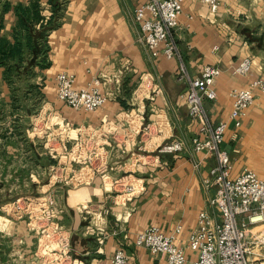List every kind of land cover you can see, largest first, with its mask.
Instances as JSON below:
<instances>
[{
    "label": "crops",
    "instance_id": "1",
    "mask_svg": "<svg viewBox=\"0 0 264 264\" xmlns=\"http://www.w3.org/2000/svg\"><path fill=\"white\" fill-rule=\"evenodd\" d=\"M138 4L139 0H68L61 24L50 32L51 65L39 70L34 82L41 85L45 98L40 116L80 128L77 143L87 139L100 143V154L86 165L56 148L59 155L51 157L66 159L62 177L68 179L60 182L51 175L46 183L61 207L48 223L52 246L42 253L40 248L6 253L0 247L1 257L11 253L16 264H111L114 252L124 248L130 264H167L166 253L136 244V235L150 225L173 233L181 224L177 243L194 259L188 238L198 225L199 212L210 207L214 189L206 188L204 178L216 158L194 149L193 137L199 135L201 124L191 116L185 95L189 77L199 75L206 64L222 69L214 84L217 97L206 99L205 106L213 123H229L223 147L230 153L232 174L248 168L264 178V92L255 91V101L240 126L230 118V91L264 78V0H219L216 12L202 0H184L181 24L175 30L182 56L172 58L152 56L139 40ZM17 19L11 7L1 34L11 37ZM246 57L252 60L251 71L234 72ZM60 71L75 74L78 87L105 75L101 90L113 95L95 111L74 109L57 96ZM3 102L11 103V87L0 66V109ZM5 123L0 118V176L19 180L25 170L19 159L38 157L20 151L22 135L14 132L18 122H8L10 127ZM10 139L18 143L15 150H9ZM172 139H182L185 147L158 155L157 146ZM128 183L134 190L127 188ZM58 226L70 239L69 256L55 250ZM263 229L264 224H258L250 231ZM20 237V242H30L24 234ZM263 255L264 246H256L251 258Z\"/></svg>",
    "mask_w": 264,
    "mask_h": 264
},
{
    "label": "built area",
    "instance_id": "2",
    "mask_svg": "<svg viewBox=\"0 0 264 264\" xmlns=\"http://www.w3.org/2000/svg\"><path fill=\"white\" fill-rule=\"evenodd\" d=\"M202 1L209 4L212 12L219 8V0ZM183 11L184 0H139L135 9V18L140 25L139 40L152 56H182L175 30L180 27ZM251 67L252 60L246 57L235 67L234 72L246 75ZM181 72L183 75L188 73L184 63ZM221 72L222 69L217 65H204L199 75L189 77V89L185 95L191 116L201 124L199 135L193 137L194 149L211 153L216 158V164L204 178L206 188L214 189L210 207L199 212L198 225L188 238V247L196 257L190 260L185 247L177 243L181 224L173 233H166L158 225H150L138 232L135 238L136 244L146 246L152 252L166 253L167 264H264V255L251 258L254 247L264 246V229L256 234L250 231L252 226L264 224V178L248 168L237 175L232 174L230 153L223 147L229 123L224 120L213 123L205 106L206 99L214 100L217 97L214 84ZM104 78L105 75L95 77L86 86L78 87L75 74L60 71L56 76L57 96L74 109L95 111L113 95L101 90ZM256 90L264 92L263 77L253 79L248 87L230 91L233 100L230 118L236 126L243 123L248 108L255 101ZM104 137L107 140L108 136ZM62 144H66L64 138ZM74 147L80 150H77L73 160L80 162L84 157L83 141L79 140ZM184 147L182 139H172L157 146V151L160 155L163 152H178ZM57 152L53 148L51 153L56 155ZM126 185L127 188H134L131 183ZM54 237L57 241L55 250L60 251L62 256H69L70 239L59 226ZM111 264H130L127 251L124 248L116 250L111 257Z\"/></svg>",
    "mask_w": 264,
    "mask_h": 264
},
{
    "label": "rangeland",
    "instance_id": "3",
    "mask_svg": "<svg viewBox=\"0 0 264 264\" xmlns=\"http://www.w3.org/2000/svg\"><path fill=\"white\" fill-rule=\"evenodd\" d=\"M33 79L35 80L33 81ZM33 79L31 82H35L37 77ZM21 86L23 87H18L16 91L23 101H18L16 105H13L12 102H3L0 118L6 122L5 126H8L10 124L8 122L11 121L18 122V127L14 128V132L22 135L20 136V151L23 153L35 152V156L38 158L19 159V164L24 165L22 167L26 170L21 172L19 180L15 176H0V247L4 248L6 253L21 248L32 251H37L40 248L42 253L47 251L48 246H52L54 242L52 241L53 237L48 235V223L53 213L61 208L58 205L56 193L50 192L46 183L49 182L51 175H54L53 180H61L60 182L68 179L62 177L66 170V163H63L66 162V159L59 160V156L58 158L51 157V152L53 148H58L59 152L63 151V155L64 153L71 154L70 158L73 160L77 150H80L74 146H76L77 136L79 138L81 135V129L76 130L66 123L54 122V119L49 120L48 116L41 118L44 96L31 89L27 80ZM62 138L66 140L64 146ZM28 140L33 141L28 143ZM9 145V150H15L18 143L15 139H10ZM65 145H67L66 148ZM83 145L85 153L80 162H85L84 164L88 165L93 159L99 157L100 153L97 152V147L100 146V143L87 139L83 141ZM28 162L29 165H27ZM73 162L75 161L73 160ZM23 234L30 238V242L27 239L25 242L19 241ZM0 263L16 264V261L10 253L9 256H0Z\"/></svg>",
    "mask_w": 264,
    "mask_h": 264
},
{
    "label": "trees",
    "instance_id": "4",
    "mask_svg": "<svg viewBox=\"0 0 264 264\" xmlns=\"http://www.w3.org/2000/svg\"><path fill=\"white\" fill-rule=\"evenodd\" d=\"M1 1L0 66L4 67V77L11 87V102L16 105L23 101L16 90L23 87L26 80L31 89L39 95L42 93L41 85L31 80L37 77L39 70L51 65L49 35L61 24L68 0H29L14 5L9 0ZM11 7L18 19L12 36L8 37L1 31L5 12ZM124 104L128 106L123 101Z\"/></svg>",
    "mask_w": 264,
    "mask_h": 264
}]
</instances>
